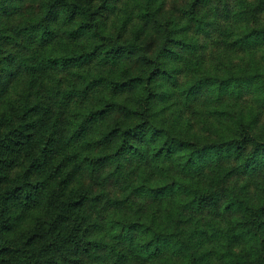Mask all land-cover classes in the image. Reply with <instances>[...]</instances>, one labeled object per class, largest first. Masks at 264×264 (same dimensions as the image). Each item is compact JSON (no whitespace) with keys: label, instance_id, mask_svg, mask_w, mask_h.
I'll return each instance as SVG.
<instances>
[{"label":"trees","instance_id":"obj_1","mask_svg":"<svg viewBox=\"0 0 264 264\" xmlns=\"http://www.w3.org/2000/svg\"><path fill=\"white\" fill-rule=\"evenodd\" d=\"M114 2L0 0V264H264V133L239 109L206 137L197 110L208 95L264 106V0H133L130 37L105 30ZM212 30L234 57L210 68ZM85 65L105 72L57 95L98 86L95 103L36 137L46 109L24 78Z\"/></svg>","mask_w":264,"mask_h":264},{"label":"rangeland","instance_id":"obj_2","mask_svg":"<svg viewBox=\"0 0 264 264\" xmlns=\"http://www.w3.org/2000/svg\"><path fill=\"white\" fill-rule=\"evenodd\" d=\"M175 0H170V2ZM227 6L229 9H234L239 0H226ZM245 1V0H243ZM105 30L110 34H116L117 32H121L124 36L130 37V34L135 32L137 29H140L143 26V23L139 21L136 17V11L133 7V0H115L112 8L105 14ZM256 20L259 22H263L264 20V10L261 9L256 13ZM258 18V19H257ZM146 27V26H145ZM149 27H146L145 31H148ZM144 42L148 43L150 41L151 36L144 35ZM201 39L205 42V58L204 63L208 67L216 66L219 62H225L229 57L231 60L233 59V55L230 52L224 51L223 49H219V34L217 31L212 30L210 35H206L204 37L201 36ZM89 43V39L82 38L75 42V46L79 45H87ZM218 46V47H216ZM224 48V47H220ZM264 51V46L258 48V54ZM85 70H90L92 74L96 72H105V67L100 65L93 66H81L78 68H69L66 70L60 71H52L45 72L41 71L37 73L33 78H24L25 81L32 82V92L29 95L35 97H40L42 99L41 103L43 104L45 113L38 112L34 114V119L36 118L38 129L35 132V136H40L44 133L47 127L53 124L54 118L53 115L56 114V117H67L75 112L76 108L86 109V105L91 106L94 104V98L98 96L100 90L98 86H94L86 97L87 93L82 96V99H78L75 103H66L60 102L59 97L57 95L59 86L64 87L68 85L73 80H79V73ZM39 83L41 87H39ZM20 93H23L22 88H20ZM208 100L205 101L202 107H197V110L202 112L204 122L206 123L208 129L210 131L205 132L206 137H214V135L226 134L229 135L228 129V121L230 116L225 115L226 113L234 114L239 109H244L246 113L253 111L256 115V122L252 125V131L254 133L260 134L264 133V106L257 103L253 104L252 107L248 106L250 103V97L242 98V100H230L228 102L223 103L222 99H214L212 95H208ZM242 101V102H241ZM73 105V106H72ZM72 106V107H71ZM250 108V109H249ZM171 108H168L161 112L162 116L169 117L171 112ZM198 117L200 116L199 112L195 113ZM232 124V122H231ZM255 182L252 183L251 188L252 192L255 191ZM229 186L235 184L234 180L230 179L228 181ZM237 184H240L237 181ZM237 188V187H236ZM109 191H113L114 188L110 186ZM98 208V206L96 207ZM223 210V209H222ZM213 211V209L211 210ZM230 215L227 212L217 213L216 215H210L211 221L213 223H224L226 219H228ZM160 261V260H159Z\"/></svg>","mask_w":264,"mask_h":264}]
</instances>
